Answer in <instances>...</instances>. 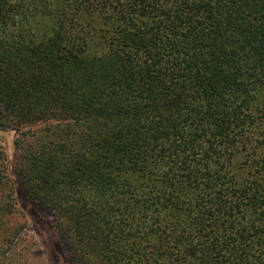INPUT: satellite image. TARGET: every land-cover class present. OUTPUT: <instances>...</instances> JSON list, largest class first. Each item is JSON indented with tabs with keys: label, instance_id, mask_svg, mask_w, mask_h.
Instances as JSON below:
<instances>
[{
	"label": "trees",
	"instance_id": "1",
	"mask_svg": "<svg viewBox=\"0 0 264 264\" xmlns=\"http://www.w3.org/2000/svg\"><path fill=\"white\" fill-rule=\"evenodd\" d=\"M0 264H264V0H0Z\"/></svg>",
	"mask_w": 264,
	"mask_h": 264
},
{
	"label": "rangeland",
	"instance_id": "2",
	"mask_svg": "<svg viewBox=\"0 0 264 264\" xmlns=\"http://www.w3.org/2000/svg\"><path fill=\"white\" fill-rule=\"evenodd\" d=\"M13 133H0L4 141L9 160L14 157ZM19 207L26 213V234L33 239L34 246L29 255L28 264H67L66 254L54 228V221L40 210L22 190L16 191Z\"/></svg>",
	"mask_w": 264,
	"mask_h": 264
}]
</instances>
